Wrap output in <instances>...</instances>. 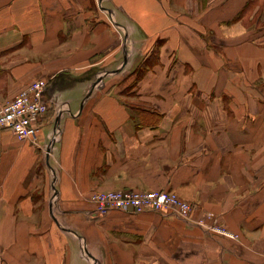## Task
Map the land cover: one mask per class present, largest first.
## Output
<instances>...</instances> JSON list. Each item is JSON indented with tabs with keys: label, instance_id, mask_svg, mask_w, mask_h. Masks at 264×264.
<instances>
[{
	"label": "crops",
	"instance_id": "0c3cea01",
	"mask_svg": "<svg viewBox=\"0 0 264 264\" xmlns=\"http://www.w3.org/2000/svg\"><path fill=\"white\" fill-rule=\"evenodd\" d=\"M38 79L37 135L0 130V264H264V0H0V105ZM116 189L190 217L95 214Z\"/></svg>",
	"mask_w": 264,
	"mask_h": 264
},
{
	"label": "built area",
	"instance_id": "2783aa9c",
	"mask_svg": "<svg viewBox=\"0 0 264 264\" xmlns=\"http://www.w3.org/2000/svg\"><path fill=\"white\" fill-rule=\"evenodd\" d=\"M98 7L101 10L105 9L101 4H98ZM110 21L113 25L115 24L111 13ZM119 34L122 36L121 33ZM47 82L45 79L35 80L15 97L0 105V130L10 129L21 139H33L37 135L39 116L47 109V104L43 100ZM45 152L50 155V148L45 149ZM90 199L94 212L98 215L112 210L130 213L154 210L159 213L172 211L179 217L189 219V213L192 210V205L188 200L171 191L137 189L95 191ZM194 223L215 234L237 237V235L229 233L224 227L216 225V221L213 226L206 225L203 220L194 221Z\"/></svg>",
	"mask_w": 264,
	"mask_h": 264
}]
</instances>
